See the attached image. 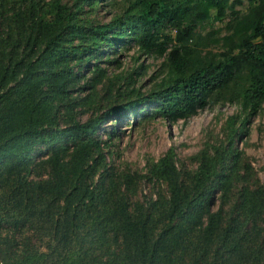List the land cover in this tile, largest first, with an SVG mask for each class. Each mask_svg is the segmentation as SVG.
I'll return each instance as SVG.
<instances>
[{
	"label": "trees",
	"instance_id": "trees-1",
	"mask_svg": "<svg viewBox=\"0 0 264 264\" xmlns=\"http://www.w3.org/2000/svg\"><path fill=\"white\" fill-rule=\"evenodd\" d=\"M248 1L0 0L2 264H264V185L235 143L264 103V0ZM212 11H230L226 34L197 31ZM129 40L163 57L146 94L107 76ZM225 103L240 114L193 167L172 147L144 175L108 163L127 113L173 123Z\"/></svg>",
	"mask_w": 264,
	"mask_h": 264
},
{
	"label": "rangeland",
	"instance_id": "rangeland-1",
	"mask_svg": "<svg viewBox=\"0 0 264 264\" xmlns=\"http://www.w3.org/2000/svg\"><path fill=\"white\" fill-rule=\"evenodd\" d=\"M62 1L71 3L73 0ZM101 3L106 4V1ZM249 5L248 0H243L242 5H236L235 8L245 11ZM98 15L101 21H108L111 17V8L103 5ZM214 15L215 12L212 11L202 27L197 28L200 34L211 31H215L217 36L226 34V25L231 16L230 11L221 19L215 18ZM215 49L222 50L217 47ZM118 53L121 66L115 68L114 64H104L108 68L107 76H120L123 73L131 75L133 86L140 93L146 94L161 73L159 69L163 57L138 53L133 40L123 43ZM116 82L118 85L122 83L120 80ZM125 90L127 92V89L119 88L121 92ZM150 110H152V104L146 105L145 111ZM239 114L240 107L231 103L206 107L185 121L180 119L173 123H166L158 115L153 120L139 121L141 114L135 117L127 113L120 123L119 128L122 131L108 147L110 153L106 154L107 161L116 169H128L144 175L147 171V162L157 160L172 147L176 153L178 166L193 167L194 156L204 144L226 141L225 121L229 116ZM109 124H113L110 119L101 124L100 133L103 139H106V136L102 131L112 126ZM235 143L242 153L243 160L250 162L260 182L264 185V103L260 111L249 118L245 133L237 135ZM152 191L151 184L143 179L141 193L148 194Z\"/></svg>",
	"mask_w": 264,
	"mask_h": 264
},
{
	"label": "built area",
	"instance_id": "built-area-1",
	"mask_svg": "<svg viewBox=\"0 0 264 264\" xmlns=\"http://www.w3.org/2000/svg\"><path fill=\"white\" fill-rule=\"evenodd\" d=\"M0 264H2V263L0 262Z\"/></svg>",
	"mask_w": 264,
	"mask_h": 264
}]
</instances>
